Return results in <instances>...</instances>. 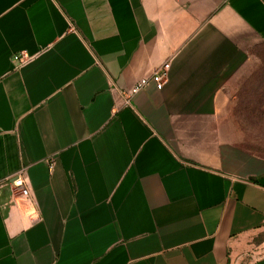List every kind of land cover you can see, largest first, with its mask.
<instances>
[{
  "label": "crops",
  "instance_id": "crops-1",
  "mask_svg": "<svg viewBox=\"0 0 264 264\" xmlns=\"http://www.w3.org/2000/svg\"><path fill=\"white\" fill-rule=\"evenodd\" d=\"M263 74L264 0H0V264H264Z\"/></svg>",
  "mask_w": 264,
  "mask_h": 264
},
{
  "label": "built area",
  "instance_id": "built-area-1",
  "mask_svg": "<svg viewBox=\"0 0 264 264\" xmlns=\"http://www.w3.org/2000/svg\"><path fill=\"white\" fill-rule=\"evenodd\" d=\"M168 71L169 67L167 65L163 66L159 70L156 71V73L153 76V82L156 84L157 88L159 90H162L165 84L167 83L168 79ZM149 84L148 79H142L140 80L135 87L129 92V96H133L140 91H142L147 85ZM12 189L19 193L22 197L30 199L31 198V192L30 189L26 185V181L22 176L14 177L10 181Z\"/></svg>",
  "mask_w": 264,
  "mask_h": 264
},
{
  "label": "rangeland",
  "instance_id": "rangeland-1",
  "mask_svg": "<svg viewBox=\"0 0 264 264\" xmlns=\"http://www.w3.org/2000/svg\"><path fill=\"white\" fill-rule=\"evenodd\" d=\"M259 80H261L264 83V74L259 77ZM243 111L244 110H242V112ZM260 111L264 112V110H260ZM240 129L243 132L246 131L264 132V124L242 125L240 126ZM252 136H256V135H252ZM237 144L245 152L264 157V140L253 139V140L238 141Z\"/></svg>",
  "mask_w": 264,
  "mask_h": 264
}]
</instances>
